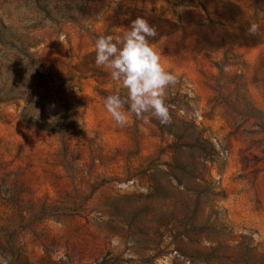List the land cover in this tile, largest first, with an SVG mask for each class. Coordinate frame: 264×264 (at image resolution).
I'll return each instance as SVG.
<instances>
[{
  "label": "rangeland",
  "instance_id": "374dc122",
  "mask_svg": "<svg viewBox=\"0 0 264 264\" xmlns=\"http://www.w3.org/2000/svg\"><path fill=\"white\" fill-rule=\"evenodd\" d=\"M138 17L165 125L104 106L95 41ZM0 259L264 264V0H0Z\"/></svg>",
  "mask_w": 264,
  "mask_h": 264
},
{
  "label": "clouds",
  "instance_id": "9594fccd",
  "mask_svg": "<svg viewBox=\"0 0 264 264\" xmlns=\"http://www.w3.org/2000/svg\"><path fill=\"white\" fill-rule=\"evenodd\" d=\"M251 31H256L255 25ZM156 35V29L138 17L122 35L101 36L95 41V64L106 70L116 84L115 93L106 97L104 106L118 126H125L130 114L138 118L150 115L162 125L170 122L166 96L177 80L150 43L149 38ZM121 90L126 95L122 96ZM0 264L7 261L0 259Z\"/></svg>",
  "mask_w": 264,
  "mask_h": 264
}]
</instances>
